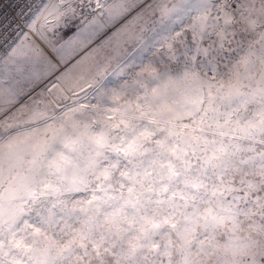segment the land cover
<instances>
[{
    "label": "rangeland",
    "instance_id": "374dc122",
    "mask_svg": "<svg viewBox=\"0 0 264 264\" xmlns=\"http://www.w3.org/2000/svg\"><path fill=\"white\" fill-rule=\"evenodd\" d=\"M225 6L224 0H0V264H184L178 234L192 208L173 216L157 200L167 195L159 191L167 182L165 162L173 159L182 173L173 185L183 188L201 171L205 144L181 145L192 162L185 173L183 161L156 141L187 124L204 129L207 145L228 144L230 137L220 135L234 127L225 123L228 114L243 122L264 108V0ZM69 44L72 56L64 55ZM147 132L156 134L146 150H122ZM259 140L264 134L256 141L231 137L242 148L255 144L257 152L264 150ZM61 157L69 163L57 171ZM236 165V175L255 172ZM218 172L209 166L204 184L218 183ZM247 179L256 191L234 178L238 186L225 198L237 211L255 208L251 197L264 195L261 177ZM93 195L99 199L82 211ZM199 197L203 209L204 187ZM165 216L176 227L148 230L142 219ZM238 219L250 233L239 259L264 264V217ZM208 234L197 226L192 264L212 251L198 243ZM230 235L217 229L216 243ZM20 238L30 248L14 246Z\"/></svg>",
    "mask_w": 264,
    "mask_h": 264
},
{
    "label": "snow or ice",
    "instance_id": "6c2138e0",
    "mask_svg": "<svg viewBox=\"0 0 264 264\" xmlns=\"http://www.w3.org/2000/svg\"><path fill=\"white\" fill-rule=\"evenodd\" d=\"M108 43V41H105ZM64 55L72 56L73 55V44L64 50ZM55 60V58H53ZM58 63V61H56ZM220 88H223V85H219ZM233 113L228 114V118L225 123L232 122L234 127L231 132H221V136H229L230 142L228 144L220 143L217 145L212 154L207 158L203 159V167L201 171L195 175H192L190 178L184 179L182 182L184 184L183 188H175L173 181L176 177L181 176V172L176 170V165L173 162V159L167 160L165 163L168 166L167 182L162 185L159 189L160 193L167 194L166 196L161 195L157 200L159 205H167L168 208L173 209L172 215H175L176 211L186 210L191 206L192 211L187 212L184 215V220L186 221L185 226L178 234L181 241V247L185 253L184 255V264H192L191 256V245L193 241L197 240V226L202 227L203 229L208 230V236L204 240L198 241L201 251L211 250H223L225 254L229 251L233 255L247 254L246 249L248 245L237 244L236 241L239 239L238 233L241 231L242 221L238 219L239 216L243 215L245 218L250 217L249 211H237L231 202L227 201L224 198H219L215 200L213 204L212 200L207 201V206L203 209L200 208L199 203H196L200 200L199 190L204 187V181L202 176L206 173V170L209 166L218 169L220 172L225 173L230 167L235 171H240V168L236 165V161H239V165H249L250 168L255 166V170L261 175H264V151L257 152L255 144L248 146L247 148H242L239 143L231 141V137H236L239 139H249L256 141L260 134H264V108L255 114L253 118L243 120L242 117H237L235 121H231ZM187 129V131H185ZM157 131H163V128H158ZM204 129L199 125H187L184 124L179 129L170 128L167 131V135L160 140L156 141L157 146L170 154L175 160L183 161V171L186 173L192 167V162L185 160L184 157L187 155V148L182 147V144H188L189 141H202L205 144V148L201 151L207 153V144L208 141L205 136L202 135ZM155 132L141 133L138 136L133 137V139L126 145L123 151L127 154H138L141 153L144 149L145 142L151 141L152 137L155 136ZM169 141L172 143L169 144ZM261 144H264V140H259ZM241 151L252 153V155L247 156L243 159L240 158L239 153ZM213 161L215 163L213 164ZM259 161L257 164L256 162ZM69 163L67 158L61 157V160L56 162V169L59 171L61 167ZM104 179H108L109 173H102ZM127 175V173H125ZM145 176L150 175L149 172L144 174ZM131 179V178H130ZM161 180H165V176L161 175ZM264 183V182H262ZM240 184L245 186L248 191L253 192L257 190V185L247 179L246 175H242L240 179ZM134 187H128L127 191L131 194L134 192ZM147 191H152L153 189L149 187ZM232 191V189H230ZM215 196V193L213 194ZM99 197L93 195L90 199L83 202L80 205L82 211H87L85 205H92L95 200H98ZM238 199V197H237ZM15 213H13V216ZM118 215V211L113 214L112 220L115 222V217ZM145 221V224L149 225L148 230L158 229L161 224L172 223L171 216H165L162 221L156 220L154 217H142ZM172 227H176L175 223H172ZM251 227L259 228V225L253 224ZM227 229L231 233L229 240L220 245L216 243L215 233L217 229ZM36 235H39L38 233ZM139 239V238H138ZM14 246L16 247H26L30 248V245H25L24 239L20 238L14 241ZM133 248L138 247L137 244L132 245ZM153 247H157L153 245Z\"/></svg>",
    "mask_w": 264,
    "mask_h": 264
},
{
    "label": "clouds",
    "instance_id": "9594fccd",
    "mask_svg": "<svg viewBox=\"0 0 264 264\" xmlns=\"http://www.w3.org/2000/svg\"><path fill=\"white\" fill-rule=\"evenodd\" d=\"M53 11H55V9H53ZM49 20L55 19V16H49L48 17ZM219 145V143H215V144H209L207 145V155H211L214 148ZM264 151V150H262ZM215 163V161H213V164ZM238 171L233 170L232 172H229L227 174H224L222 172H218V177H222L218 179V183H216L215 185L212 186H207L206 183L204 184V190H206L209 194V199L212 200L213 204H215V200L219 199V198H226L228 197L232 191H230V189L233 190L234 187L238 186L237 185H233V179L235 178L237 180V182L239 183L241 176L236 175ZM256 175L261 177V182H264V175H261L258 170H255L254 173L252 172H246L243 175L249 176V175ZM215 193V196H213V194ZM250 195V194H249ZM255 202H256V207L255 208H251L249 209V213L251 214L250 217L245 218L246 220H251L254 216H261L264 217V195H261L259 197H251ZM208 199V200H209ZM206 206H207V201L205 202ZM0 222H2V220H0ZM243 223V221H242ZM28 229L31 231V233L34 234H39V235H43V232L41 229L36 228L35 226L32 225H28L27 226ZM249 227H251V225H249ZM223 230H227L222 229ZM253 231H255V228H252ZM239 239L236 241L237 244L242 245V242L245 240L246 237H248L250 235L249 231L247 230V228H241V231L237 234ZM11 239V238H10ZM242 254H235L233 255V253L231 251H229L227 254H225L223 252V250H212L210 252L207 253L206 256L200 258L197 261V264H218V260L220 257H224L223 260L219 261V264H244V262H242L239 259V256H241ZM247 264H250V262H247Z\"/></svg>",
    "mask_w": 264,
    "mask_h": 264
},
{
    "label": "built area",
    "instance_id": "2783aa9c",
    "mask_svg": "<svg viewBox=\"0 0 264 264\" xmlns=\"http://www.w3.org/2000/svg\"><path fill=\"white\" fill-rule=\"evenodd\" d=\"M242 1L243 0H224V5H226L227 7H234Z\"/></svg>",
    "mask_w": 264,
    "mask_h": 264
},
{
    "label": "bare ground",
    "instance_id": "6f19581e",
    "mask_svg": "<svg viewBox=\"0 0 264 264\" xmlns=\"http://www.w3.org/2000/svg\"><path fill=\"white\" fill-rule=\"evenodd\" d=\"M101 1H99L98 3H100Z\"/></svg>",
    "mask_w": 264,
    "mask_h": 264
}]
</instances>
